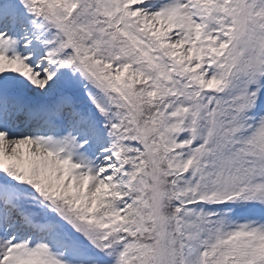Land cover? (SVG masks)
Instances as JSON below:
<instances>
[{
	"label": "snow or ice",
	"instance_id": "snow-or-ice-1",
	"mask_svg": "<svg viewBox=\"0 0 264 264\" xmlns=\"http://www.w3.org/2000/svg\"><path fill=\"white\" fill-rule=\"evenodd\" d=\"M0 264H264V0H0Z\"/></svg>",
	"mask_w": 264,
	"mask_h": 264
}]
</instances>
